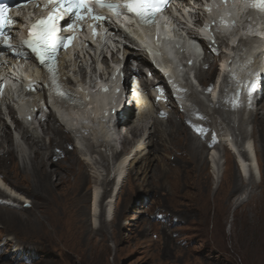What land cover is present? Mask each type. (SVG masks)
<instances>
[{
  "label": "rangeland",
  "instance_id": "rangeland-1",
  "mask_svg": "<svg viewBox=\"0 0 264 264\" xmlns=\"http://www.w3.org/2000/svg\"><path fill=\"white\" fill-rule=\"evenodd\" d=\"M249 52H244L237 58L239 62L243 63L237 62L239 68L235 71V74H238V77L243 80L245 77L253 80L255 89L250 90L249 88V85L253 83L252 81L245 82L244 93L237 109L233 108L230 102V93L235 83L233 79L230 80L232 83H224L223 88L225 91L220 95L219 102L214 103L209 98L206 92L207 86L198 79L197 87L200 92L199 94L194 92L196 100L193 104L194 107L189 108L176 103L180 107V111L190 118L193 124H206L207 120L210 122L207 124L208 134L197 129L190 130L192 134L196 135L200 131L201 135L199 136H202L200 138L202 143L209 144L205 156L207 158L206 172L209 175L210 184L208 190L203 189L204 194L208 193L209 198H200V194L195 189L181 187L176 191L178 193L176 195L171 184L161 187L156 179L153 180L150 170L145 172L142 162L134 165L133 176L138 179L135 182L138 183L137 186L128 183L129 166L122 169L123 165L121 166L120 163L123 159L128 158L124 163V166H126L129 159L136 152L139 143L147 137L145 135L142 139L134 138L128 131L132 121L140 112V105L136 103L137 106L134 104L133 107V101L128 100L127 107H133L132 111L134 112L129 122L117 127L112 126L116 121V114L107 120V131L111 136L110 138L114 140L112 148L109 149L104 144H99L100 142L96 141L94 135L89 134L88 138L91 137L90 139L93 140L90 141V144L96 145H94L95 151H91L88 146V150L85 152L78 149L80 155L87 160L92 159L91 161L96 160L100 164H109V170L100 164H92V162L87 167L89 174L87 188L93 193L96 189H102L104 193L105 185L103 181L107 177L114 178L109 189L115 191V194L117 192L118 195L116 194V198H109L108 194L102 198V203L105 206L103 216H100L99 209L95 212L94 198L92 199V206L91 198H66V200L62 198L63 202L58 205L57 213L58 217L61 215L60 218L63 222L65 221L64 231H67V236H62L68 240L70 245L66 250L61 245L26 243L22 239L25 237L24 235L19 236V234L5 232L0 224V254L3 255V263L264 264V186L261 189L252 188L250 185V182L259 184L262 181L264 171L261 163L264 160L263 147L256 138L254 124L248 121L252 103L255 102L258 106L264 105V55L259 58L248 59ZM134 66L139 68V65ZM146 73L151 78L148 69H146ZM235 74L233 73V76ZM256 89L258 93L255 94ZM130 90L131 87L128 94ZM135 90L136 98L144 100L147 108L151 106L150 111H154L153 115L159 116V113L156 112L157 104L156 106L152 104L153 101L149 96V92L144 90L141 78H138ZM152 93L161 103L170 99L163 92V87L153 90ZM122 100L125 101L123 98ZM158 107L161 106L158 105ZM168 109L162 111L167 112ZM6 114H9V111L4 109V115L8 118L10 124L14 125V122ZM160 118L163 119V115ZM243 119L246 122L244 130L241 131L239 127ZM2 120V123L6 122L5 119ZM48 123L53 125L50 121ZM48 123H44L43 127L35 125L33 130V132L44 138L46 144H49L50 141L49 137L44 134L45 126L47 127ZM56 126L63 128L59 124H56ZM8 130L12 133L14 144H16L15 135L9 124ZM120 132L127 135L133 147L131 151L122 154V161L115 163V155L120 153L123 148ZM65 134L72 139L69 132L65 131ZM2 135H5L4 131H0V139H2ZM18 147L20 154L17 146H15V149L20 163L22 161L27 162L26 164H28L30 170L32 164L29 163L28 158L34 155L35 148L33 149L26 139L18 143ZM72 147L75 148L73 140ZM247 150L251 158L248 162L252 164L254 170H251L250 176H245L242 171V175L238 173L242 188L234 195L227 196L230 170L233 166L235 170H237V167L240 168L237 164L236 155L238 151L241 155L242 152L247 154ZM101 152L105 156V160L101 158ZM159 155H161V152ZM215 155L218 156L216 160L218 162L217 170L216 167L214 168L213 163V156ZM168 157L171 159V168H174L173 176L179 175V177H182L184 172L175 161H172L173 154H168ZM240 162L242 163V161ZM118 168L120 169L118 170ZM145 174L147 175L146 178H144ZM144 179L148 182H145ZM0 189L8 194L7 197L0 198V202L9 201L14 207L30 208L36 201L34 198H26L12 189L10 185L5 184L1 179V174ZM215 196L217 198H214ZM39 211L40 209H37L36 213L40 216ZM206 211L207 214L205 215ZM64 212L68 213V217L63 216ZM44 216L47 218L46 214ZM235 217L236 226H233L232 229ZM46 218H43L45 220L43 222L46 223L47 227H51L48 218ZM103 220L106 222L104 229L99 231L98 229ZM60 236V234L57 235L58 238ZM7 241L10 245L3 246ZM19 247H23L24 250H16Z\"/></svg>",
  "mask_w": 264,
  "mask_h": 264
},
{
  "label": "bare ground",
  "instance_id": "bare-ground-1",
  "mask_svg": "<svg viewBox=\"0 0 264 264\" xmlns=\"http://www.w3.org/2000/svg\"><path fill=\"white\" fill-rule=\"evenodd\" d=\"M225 6H227L228 8L232 7V9H234V7L231 5L229 6L225 4ZM212 13H214L215 15H219L220 13L227 14V16L230 15L228 11H225L224 9H214L212 10ZM128 28L132 31H136L133 29V26H128ZM248 31L251 33V29ZM161 54L165 61L174 64V62L168 59L164 50L162 49ZM263 55V53L259 54L256 56V58H259ZM136 59L137 61H139V68H136V66H134L133 58L130 57L127 61V79L131 76L132 80L130 81V79H128L126 81L125 79L123 86V89L125 91V102L123 103V108L115 113L117 115L115 126L117 127L130 121V117L132 113H134L132 111L133 107L137 103V105H140V112L132 121L131 126H129L128 128V131L134 136V138L138 137L142 139V137H144L145 135H147V137L143 140V142L139 143L136 152L129 159L128 164L124 166V163L128 158L123 159L122 154L126 153L127 151H131L133 146L131 145V141L130 139H128L127 135L120 132V139L122 140L123 148L120 153H117L115 155V163L118 161H122L123 159L122 163H120L121 166L123 165L121 168L123 169L129 166L127 180L128 183H131L133 185L137 186L138 184L135 183L136 180L138 181V179L134 178L135 176H133L134 165L138 162H142L145 172L150 170L153 180L156 179L161 187H164L167 184H171L175 189L174 193L176 195L178 194L176 193V191L181 187L195 189L200 194V198H209L208 193L204 194L203 192V189L208 190L210 184L209 175L206 172L207 158L205 156L209 144L202 143V141L200 140L202 136L200 137L199 135H201L200 131L208 134L209 129L207 127V124H209L210 122L207 120L206 124H193L190 118H188L184 113L180 111V107L174 100L173 102H171L172 99H167L165 102L161 103L152 92L153 90L159 89L160 87H163L164 92L168 91L163 79L155 70L151 69L152 67L148 65L145 60L140 58ZM147 67L151 71V74L153 76L152 78H150L146 73ZM216 69L217 63H212L211 61H209L207 64H205V66L202 67V72L200 75L202 83H204L206 86H209V82L213 79ZM181 71L182 70L176 67V69L174 70V75L177 77H181L183 75L179 73ZM75 72L77 71H74V73ZM138 78H141L143 88L147 92H149V96L153 101V103L152 101L151 103L155 106L157 104L156 112L159 113V116L153 115L154 111H150L151 106L150 108H147V106H145L146 102H144V100L136 98L135 89L138 84ZM130 87L132 91L128 94L127 90H129ZM109 90L110 88H105L102 90L103 93L99 91L92 95V99H94L99 106L98 112L102 115L106 114L104 110L106 104L101 105L102 99H104V96L106 95L108 96L106 101H108L112 96V93L110 92L111 90ZM7 91L8 89L6 90V92ZM256 93H258L257 89L255 91V94ZM128 100L133 101L132 108L127 107ZM99 102H101V104ZM120 105L121 103L118 105V107H120ZM158 105H160L161 107H158ZM166 108H169L167 112L162 111ZM147 109L149 110L147 111ZM71 112L76 114H83L82 116L84 118H87V120H91L92 122H94V119L89 114L91 110L87 107L82 108L79 111L73 110ZM162 115L163 119L160 118V116ZM49 121L52 122L53 125L47 122L48 125L47 127L45 126L44 133L49 137V144H46L44 138H42V136H40L39 134L32 133L30 130L24 132L27 142L33 149L35 148L34 155L28 158V161H30L29 163L32 164V168L30 170L27 166L28 164H26L27 162L25 163L24 161H22V163H20L19 161V156L15 149V146H17V144H14L12 133L8 130V124H6L5 122L0 123V131L5 132V135H2L3 137L2 139H0L1 179L5 182V184L10 185L16 192L24 195L26 198H34L36 200L30 208H24L23 206H21V208L14 207V205L9 203V201L0 202V224L2 225V229L5 232H9L15 235L19 234V236L24 235L25 237H23L22 239L26 241V243L34 242L48 245H61L66 250V248L70 245L68 243V240L65 239L64 236H62H67V231H64L65 221L63 222V220L60 218L61 215L60 217H58L57 213L58 205L62 204L63 202L62 198H64L65 200L66 198H91V206L92 199L94 198V210L96 212L99 209L101 212L100 216L102 217L105 212V206L102 203V198L108 194L109 198H114L116 194L118 195V193L116 192L115 194V191H110L109 187L114 181V178L112 179L110 177H107L105 181H103L105 185L103 196H101V198L97 200L99 189H96L95 193H93V191H90L87 188V182L89 179L87 167L90 166L91 162L92 164H100V162L96 160L91 161L92 159H85L80 155L76 146L75 148L72 147L73 139L65 134L64 128L56 126V124H58L59 122L55 118V116L51 115ZM248 121H251L255 126L256 138L258 142L262 144V154L264 159V105L258 106L257 104H255V102H253L251 111L248 116ZM39 122L40 126L43 127V122ZM245 122L246 121L244 119L241 121V126L239 127L241 128V131L244 130ZM107 123L108 121L100 120L97 122V125H94V123H88L87 126L92 132L91 134L94 135V137L97 138L100 143L104 141V146L110 149L112 148V146L109 143H105V141L110 140L111 137L107 131ZM18 124L20 126V123ZM191 129H197L200 131L197 132L198 135H196L191 133ZM99 136H101L103 139H99ZM88 144V148H90L91 151H95V144H90V140H88ZM160 152L161 155H159ZM168 154H173L172 161H175L183 170L184 175L182 177H179V175L173 176L172 172L174 171V168H171L170 166L171 159L168 157ZM215 154L217 155V153ZM101 155V158L105 160V156L102 154V152ZM216 155L213 156V163L214 168L216 167L217 170L218 162L216 161ZM242 155L241 165L246 172L247 167L250 164L248 160H250L251 158L248 154V151L247 154L246 152H242ZM239 163L240 162H238L237 164L240 166ZM261 163L264 167V160L261 161ZM100 165L109 170V164L107 165L105 163H101ZM240 168L237 167V170H235L233 166L232 170H230V184L228 190L226 191L227 196L234 195L242 188V182L240 183V177L238 175V173L242 175V170ZM119 169L120 168H118V170ZM146 176L147 175L145 174L144 178H146ZM144 180L145 182H148L146 181V179ZM250 185L252 186V188L256 187L262 189L264 186V171L262 181L259 184L250 182ZM60 186L61 188H59ZM111 192L112 194H110ZM7 196L8 194L0 189V198ZM214 198H217V196H215ZM37 209H40V216L36 213ZM44 214L47 215L51 227H47L46 223L43 222L45 221L43 220V218H46ZM204 214L206 215L207 211ZM63 216L68 217V213L64 212ZM233 222L234 224L232 225V229L233 226H236V217L234 218ZM105 223L106 222L103 220L100 228L98 229L99 231H103ZM58 234L61 235L59 238L57 237ZM235 237H237V235H235ZM9 245L10 243L9 241H7L3 246ZM16 250L21 251L24 249L23 247H19L16 248ZM10 259L14 260L13 258ZM3 262V255L0 254V264H4Z\"/></svg>",
  "mask_w": 264,
  "mask_h": 264
},
{
  "label": "snow or ice",
  "instance_id": "snow-or-ice-1",
  "mask_svg": "<svg viewBox=\"0 0 264 264\" xmlns=\"http://www.w3.org/2000/svg\"><path fill=\"white\" fill-rule=\"evenodd\" d=\"M95 2L97 6L106 7L117 15L120 14L121 9H124L134 14L141 22L154 23L155 11L159 8L161 0H126L123 4L114 3L111 0H95ZM49 3L53 4L54 11L48 13L46 17H40L36 23L32 24L28 29V37L21 41L22 45H27L35 53L42 64L46 60L53 59L56 55L58 42L61 39L57 35L56 22L63 19L64 14H67L69 18L74 14L83 19L81 10L87 9V14L94 21L106 19L103 14L95 13L94 8L87 4L85 0H49ZM254 6L264 7V0H256ZM6 11V5H0V36L4 37L3 43L5 46L12 48L13 45L8 44V37L3 31L5 25L11 24V18L5 16ZM72 26V24H69V27ZM249 87L250 90H254L255 83L253 82Z\"/></svg>",
  "mask_w": 264,
  "mask_h": 264
},
{
  "label": "water",
  "instance_id": "water-1",
  "mask_svg": "<svg viewBox=\"0 0 264 264\" xmlns=\"http://www.w3.org/2000/svg\"><path fill=\"white\" fill-rule=\"evenodd\" d=\"M236 10V8L234 7V9L229 8L227 9L228 12L230 13H234ZM162 43V48L166 54V56L171 60V61H175V45L170 42L169 38H168V31H164V30H160L159 32V36H158V43ZM108 98V96H104L103 100H106Z\"/></svg>",
  "mask_w": 264,
  "mask_h": 264
}]
</instances>
